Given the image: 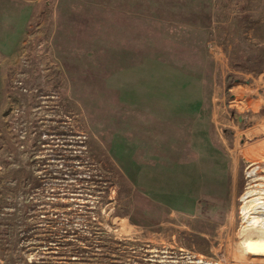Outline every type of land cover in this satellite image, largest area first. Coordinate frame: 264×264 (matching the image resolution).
<instances>
[{
    "label": "rangeland",
    "instance_id": "374dc122",
    "mask_svg": "<svg viewBox=\"0 0 264 264\" xmlns=\"http://www.w3.org/2000/svg\"><path fill=\"white\" fill-rule=\"evenodd\" d=\"M11 1L35 12L0 51V264H264V223L247 209L264 200V0L213 2L209 133L228 178L195 210L137 188L115 134L100 27L117 0ZM166 1L157 42L179 26L180 4Z\"/></svg>",
    "mask_w": 264,
    "mask_h": 264
},
{
    "label": "crops",
    "instance_id": "0c3cea01",
    "mask_svg": "<svg viewBox=\"0 0 264 264\" xmlns=\"http://www.w3.org/2000/svg\"><path fill=\"white\" fill-rule=\"evenodd\" d=\"M176 1L181 10L171 17L179 26L167 28L162 42L155 37L159 0H117L114 13L101 15V95L111 98L107 109L115 99V134L131 147L137 188L174 195L186 204L181 210H195L228 178V158L209 133L215 65L203 58L214 0ZM30 12L0 0L1 52L15 48ZM1 86L0 74V100Z\"/></svg>",
    "mask_w": 264,
    "mask_h": 264
},
{
    "label": "bare ground",
    "instance_id": "6f19581e",
    "mask_svg": "<svg viewBox=\"0 0 264 264\" xmlns=\"http://www.w3.org/2000/svg\"><path fill=\"white\" fill-rule=\"evenodd\" d=\"M254 190V189H253ZM253 190L250 189V191L248 192L246 199L253 195ZM263 197L262 196H256L251 198L248 202V206L247 209L249 211L250 214H254L252 215V217L260 222L264 223V200L261 201Z\"/></svg>",
    "mask_w": 264,
    "mask_h": 264
},
{
    "label": "trees",
    "instance_id": "16d2710c",
    "mask_svg": "<svg viewBox=\"0 0 264 264\" xmlns=\"http://www.w3.org/2000/svg\"><path fill=\"white\" fill-rule=\"evenodd\" d=\"M36 9V8H35ZM34 12H35V10H34ZM34 12H33V14H32V17L34 16ZM32 20V19H31ZM31 20L29 21V24H28V27L27 28H29L30 27V25H31ZM27 33V29L25 30V32H24V35ZM19 43H20V39H19V41H18V43H17V45H16V48L19 46ZM62 73V78H64V73L63 72H61Z\"/></svg>",
    "mask_w": 264,
    "mask_h": 264
}]
</instances>
